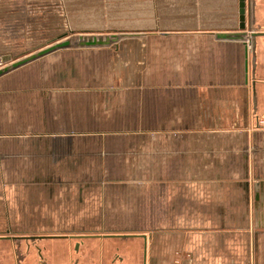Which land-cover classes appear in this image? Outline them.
I'll return each instance as SVG.
<instances>
[{"label": "crops", "instance_id": "1", "mask_svg": "<svg viewBox=\"0 0 264 264\" xmlns=\"http://www.w3.org/2000/svg\"><path fill=\"white\" fill-rule=\"evenodd\" d=\"M240 3L0 0V60L12 56L0 68L68 40L62 37L68 27L96 32L69 13L104 8L126 18L138 10L146 28L134 38L136 58L120 38L114 46L60 48L0 76V235L127 233L123 241L90 243L120 251L124 259L116 264H264V184L255 188L264 182V34L256 39L255 86L251 41L218 35L239 29ZM247 9L252 32H264V0H247ZM132 67L140 75L172 76L151 94L149 106L158 115L169 108L155 121L208 127L140 132L139 169L155 177L138 190L125 188L123 197L96 201L81 181L65 176L69 167L78 170L67 164L68 142L89 133L85 116L99 112L91 101L113 89L88 76L131 73ZM52 220L64 221L52 226Z\"/></svg>", "mask_w": 264, "mask_h": 264}, {"label": "rangeland", "instance_id": "2", "mask_svg": "<svg viewBox=\"0 0 264 264\" xmlns=\"http://www.w3.org/2000/svg\"><path fill=\"white\" fill-rule=\"evenodd\" d=\"M100 6L103 7L102 4ZM133 7L138 9V3ZM121 13L122 11H110L103 8L93 13L89 10L79 11L80 15L78 16L77 12H73L72 16L69 13V18H76L84 28H94L96 32L93 35L106 36L113 33L121 35L123 42L119 44L135 48L136 51H133L132 56L136 58L139 55L140 41L134 38L141 35V32L146 28L139 25L138 10H128L124 13L126 18H122ZM25 16L21 17L25 18ZM51 19L53 23L59 22V17H55V15ZM67 21L70 23L69 19ZM125 21L129 23L124 24ZM67 29L65 34L69 39L76 40L80 35H86L82 32H75L76 30H72L70 27ZM110 45L114 46L116 42ZM88 77L93 84H99L104 88H113L110 91H100L98 102L94 99L91 101L94 108L98 106L99 112L95 114L94 110L93 116H85L84 131H89V133H85V137L78 139L77 143L75 140L68 142V151L65 156L67 164L77 163L78 170L69 167L65 176L76 180L75 183L81 181L88 198L94 197L98 201L99 198L102 200L107 195L123 197L125 188L132 187L138 190L142 181L155 177L156 172L139 169L143 152L140 149V132L204 130L208 127L201 123L155 121L157 118H166L169 108H166L165 112L160 109L161 112L158 115L155 106H149L151 100L153 103L155 102V98L151 94H155L157 85L168 86L172 76L140 75L138 68L132 67L131 73L99 74ZM162 98L161 95V101ZM88 119L93 122H87ZM96 132H100L99 135H94L97 134ZM54 221L58 226L64 220H52V226H55ZM97 221L104 220H84L88 224L97 223ZM118 222L122 225V220ZM110 229L126 233L123 228L112 229L110 227ZM125 231H129V229ZM48 232L50 233V231Z\"/></svg>", "mask_w": 264, "mask_h": 264}, {"label": "flooded vegetation", "instance_id": "3", "mask_svg": "<svg viewBox=\"0 0 264 264\" xmlns=\"http://www.w3.org/2000/svg\"><path fill=\"white\" fill-rule=\"evenodd\" d=\"M123 235H0V264H55L53 262L58 261L63 264H85L90 260L94 264H116L124 259L120 251L96 250L89 246L94 241L113 237L123 241L126 238Z\"/></svg>", "mask_w": 264, "mask_h": 264}, {"label": "water", "instance_id": "4", "mask_svg": "<svg viewBox=\"0 0 264 264\" xmlns=\"http://www.w3.org/2000/svg\"><path fill=\"white\" fill-rule=\"evenodd\" d=\"M247 12L250 14V10L247 9V0H241L240 3V26L239 29L235 32H222L219 33V37L222 38H231V39H246L248 38L252 45H251V56H252V77H253V85L255 86V69H256V61H257V55H256V39L258 36L263 35L264 32L255 31L252 32V26L250 23L247 24ZM251 32V33H250ZM67 34H65L62 37H66ZM121 38V35L119 34H112V35H93V34H86V35H80L79 38H76V40H64L61 42H57L55 44H51L50 46L43 48L42 50H39L38 52L32 53L22 59H19L17 61L12 62L11 64H8L2 68H0V76L9 72L10 70L17 68L23 64H26L32 60H35L37 58H40L50 52H53L60 48H65L69 46H77V47H92V46H104L109 45L111 43L117 42ZM2 63H7L12 60V56L10 54L5 55L2 57ZM254 102L256 103V90L254 89ZM264 182H257L255 184V188L258 191L260 189V186H262ZM131 235H123V237H129Z\"/></svg>", "mask_w": 264, "mask_h": 264}, {"label": "built area", "instance_id": "5", "mask_svg": "<svg viewBox=\"0 0 264 264\" xmlns=\"http://www.w3.org/2000/svg\"><path fill=\"white\" fill-rule=\"evenodd\" d=\"M2 64V60H0V65Z\"/></svg>", "mask_w": 264, "mask_h": 264}]
</instances>
